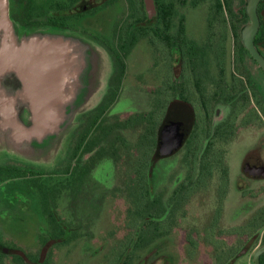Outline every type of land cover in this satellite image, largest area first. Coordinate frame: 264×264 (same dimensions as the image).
<instances>
[{
    "label": "flooded vegetation",
    "instance_id": "1",
    "mask_svg": "<svg viewBox=\"0 0 264 264\" xmlns=\"http://www.w3.org/2000/svg\"><path fill=\"white\" fill-rule=\"evenodd\" d=\"M242 1L231 0L235 13ZM260 1L253 38L258 60L240 38L248 21L239 31L242 49L229 24L224 28L213 21L215 0H153L149 10L143 0H14L10 11L14 19L25 25L51 24L94 37L110 55L113 69L101 101L76 127L64 164L50 173L51 178L62 179L44 188L33 183L41 192L43 223L32 243L22 245L1 238L0 264H60L73 249L84 254L89 243L95 250L90 258L96 255L100 264H135L133 259L130 263L119 260L134 255L141 207L143 233L145 237L156 234L157 240L146 244L143 261L137 264H176L185 247L175 246V259L167 251L172 249L171 239L187 222L192 198L198 201L204 218L197 212L190 216L191 224H185L189 229L184 246H193L187 250L204 249L211 254L208 264H215L212 238L223 244L224 264H230L232 246L237 258L251 252L255 264L254 251L264 243V6L259 7ZM169 4L174 7L170 8L168 24L165 11ZM199 7L205 11V31L201 32L190 24L194 14L188 11ZM222 8L228 20V10L224 5ZM105 13L112 17L106 32L105 26L94 22ZM134 15L137 17L132 22L126 21ZM150 51L164 57L167 73L156 76L143 70ZM187 126L185 139L173 150L167 142L176 128ZM193 158L195 179L203 175L199 168L203 158L206 180L183 183ZM106 166H111L113 174L102 185L132 188L133 207H124V201L113 193L112 204L123 210L122 228L98 240L80 229L81 220L75 222V216L67 215L71 204L62 198L84 186L85 176ZM0 167L15 173L0 175V186L44 174L11 162ZM120 171L127 183H116L115 174ZM232 238L243 240L242 245L236 240L232 245ZM110 249L111 254L104 255ZM258 260L264 264V250Z\"/></svg>",
    "mask_w": 264,
    "mask_h": 264
},
{
    "label": "water",
    "instance_id": "2",
    "mask_svg": "<svg viewBox=\"0 0 264 264\" xmlns=\"http://www.w3.org/2000/svg\"><path fill=\"white\" fill-rule=\"evenodd\" d=\"M143 1L147 10L153 8V0ZM258 2H245L248 22L241 28L240 38L260 60L253 42L259 24ZM10 11L11 0H0V154L45 168L65 157L81 116L101 101L113 69L111 58L87 34L49 26L25 27ZM85 49L91 55L93 70L105 57L106 72L72 104L85 64ZM188 129H175L176 134L167 142L173 150L182 144ZM263 250L264 243L254 251L255 264H259Z\"/></svg>",
    "mask_w": 264,
    "mask_h": 264
},
{
    "label": "rangeland",
    "instance_id": "3",
    "mask_svg": "<svg viewBox=\"0 0 264 264\" xmlns=\"http://www.w3.org/2000/svg\"><path fill=\"white\" fill-rule=\"evenodd\" d=\"M189 13H193L194 15L190 18V24L195 26L197 29L201 31H205V11L202 7H199L196 11L189 9ZM189 14V16H190ZM188 16V17H189ZM112 17L109 14H103L102 19L96 18L94 20L95 23H99L102 26H105V32L110 30V26L112 23ZM108 33V32H107ZM89 36V35H88ZM202 36V33H200ZM199 36V37H200ZM92 37V36H90ZM96 43V39L92 37ZM99 44V43H98ZM100 45V44H99ZM101 46V45H100ZM142 45H139V47ZM102 47V46H101ZM142 49V47L140 48ZM149 58L145 57L144 59V67L143 70H149L152 74L159 76L163 71L168 72V68L165 66L162 61H164V57H158L154 52H148ZM85 64L81 67L79 77H78V86L76 90V98L74 103L79 102L87 89L91 86L92 82L99 83L102 77L106 72V59L105 57L101 58L99 65L97 64V69L93 70L91 55L89 54V50L85 49L84 52ZM149 61V62H148ZM167 63V61L165 62ZM165 66V67H164ZM124 101L118 105L119 108L124 106ZM70 110V106L67 107V113ZM81 122V119H80ZM80 124V123H79ZM78 124V125H79ZM77 127V126H76ZM76 129V128H75ZM75 131V130H74ZM73 131V134H74ZM73 137V135H72ZM46 139H44L45 141ZM72 142V138L67 145L66 154L70 150V144ZM66 156V155H65ZM65 158V157H64ZM64 158L58 159L54 162L52 166L41 167L39 164H30L24 162L23 160H14L13 158H9L7 154H0V165L5 164L6 162H11L13 164H19L22 166L32 167L37 170H42L44 174L39 176H32L29 180H15L4 183L0 186V239H12L19 244L30 245L33 241V237L35 236V232L39 229L43 223L41 220V210L39 208V200L41 199V192L37 186H33V183H37L41 185V187H51L58 180H61L62 177L58 176L56 179L50 177V173L54 171V169L58 166L64 164ZM111 167V166H110ZM108 166L104 168L98 167L88 176L83 178L84 186H81L80 189H73L72 196H64L62 198L63 201L68 200V204H71V208L69 211H65L68 213L67 215H73V219L75 222H79L81 220L82 227L80 228L82 231H86L87 233H91L94 237H97L98 240L102 238V235H108L111 231L117 233L119 229L122 228L121 222L123 220V210H118L116 206L112 204L113 196L112 194H116V197H119L121 201H124V207H130L132 205L133 200V191L132 188H124L120 185L114 187L115 185L108 184L107 187L102 185V182L105 180H110L111 177V169ZM158 167L155 168V174L158 172ZM116 183H127L126 177L119 173L115 174ZM126 180V181H125ZM64 181V180H63ZM109 182V181H107ZM104 183V182H103ZM79 193L78 195H75ZM197 198V197H196ZM239 202L235 201L236 205ZM198 201H195L192 198V202L189 204V209H187L188 219L185 223L186 225H190V216L198 214L204 218V215L199 211L201 209L200 205H198ZM122 207V206H118ZM198 209V211H197ZM117 213V214H116ZM112 216V217H111ZM114 220V221H112ZM118 221L119 225L115 222ZM197 222V221H195ZM129 223V222H126ZM193 223V222H192ZM182 225L181 232L179 231V235L175 237V239H171L173 243H170L172 249L167 251L173 259L176 257V248L175 246L185 247L184 251H180L181 257L179 262L176 264H208L211 262V257L209 252H206L204 249H200L197 251L196 249L187 250L193 246L186 245L185 233L186 230L189 229L186 225ZM196 224V223H194ZM209 229V228H208ZM126 230V229H125ZM204 230H207L206 225ZM235 240L238 242V239L232 238L231 244H235ZM210 243L214 249L213 256L214 258H223L222 256L217 257L218 255H225L222 251V242L216 239H210ZM203 245V244H201ZM205 245V244H204ZM87 248L84 249V254H77L76 250L73 249L71 254H67L64 256L63 260L60 264H100L101 260L97 262V256H93L90 258V255L95 254V250L93 249V245L90 243L87 244ZM198 245L196 244V247ZM234 247V246H233ZM72 248V247H71ZM199 248V247H198ZM169 250V249H168ZM179 251V250H178ZM112 250H108L104 255H110ZM236 253V252H234ZM89 256H87V255ZM86 255V257L82 256ZM239 257V256H238ZM175 261V260H174ZM173 261V263H174ZM160 261H157L159 264ZM235 264H253L251 258V252H245L241 254Z\"/></svg>",
    "mask_w": 264,
    "mask_h": 264
},
{
    "label": "trees",
    "instance_id": "4",
    "mask_svg": "<svg viewBox=\"0 0 264 264\" xmlns=\"http://www.w3.org/2000/svg\"><path fill=\"white\" fill-rule=\"evenodd\" d=\"M215 1L217 3V11L214 14L213 21L221 23L222 25H224V28H227V24H229L230 25L229 27H230V29H232V32H233V34H234V36H235V38L237 40V44L243 49L242 44H241L240 39H239V31H240V28L248 21V17L246 15L245 11H244V2H245V0L242 1L241 7L238 9V11L236 13L232 9L231 0H215ZM13 5H14V0H11V7ZM223 5L228 10V14H229V19L228 20L226 19L225 15H224V11H223V8H222ZM262 5L264 6V0L260 1L259 7L262 6ZM26 7H28V6H26ZM173 7H174V4H169L167 6L166 11H165V14H166L165 15L166 16L165 21L168 24L170 22L171 13H172L171 12L172 10L170 8L173 9ZM136 17L137 16H135V15L134 16H129L126 21L127 22H132V20H134ZM14 20L17 21L16 19H14ZM17 22L20 23L19 21H17ZM20 24L22 26H25V27L49 26V27L60 28V29H68V28H62V27L54 26V25H51V24H42V23H40V24L36 23V24H32V25H28V24L25 25V24H22V23H20ZM260 36L258 38H260ZM82 116H81V118H82ZM196 167H197L196 158H193L191 160V163H189V169L187 171V174L184 177V179L182 180L183 183L193 184L195 182L196 183L197 182H203V181L206 180V175H207L206 167L207 166H206V163L204 162L203 158H202L201 163L199 165L200 174H203V175H201L197 179H195V176H194V173H195L194 171H195ZM16 172H18V171H16ZM13 174H15V173H13L11 171V168L6 167V169H4L3 167H0V175L11 176ZM202 176L204 177L203 180L201 179ZM138 215H140L141 220L137 223L138 227H137L136 231H138V235H136L135 238H134V249H135L134 255L132 256V258H130V256H126V258L129 259V260H127L125 258V260L123 261V259L120 258V260H119L120 262L130 263V259H133L135 264H137L138 262L139 263L142 262L143 261L142 260V256H143L142 249L146 246V244L148 242L153 243V242H155V240H157L156 234H152V235H149L148 237H145V235L143 233L145 221L143 220L142 207H141V212ZM150 221H151V224H155L154 220L151 219ZM242 243H243V240H240L237 245L241 246ZM234 252H235V248L232 246L231 253H230V264H235V262L238 260L237 255ZM156 256L157 255L155 254V256H153V257H156ZM220 256L223 257L225 255H218L217 257H220ZM214 259H215L214 260L215 264H224V257L223 258H216L215 257Z\"/></svg>",
    "mask_w": 264,
    "mask_h": 264
}]
</instances>
